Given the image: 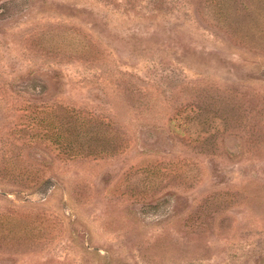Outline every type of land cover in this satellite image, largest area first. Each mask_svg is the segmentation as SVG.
<instances>
[{
  "label": "rangeland",
  "instance_id": "1",
  "mask_svg": "<svg viewBox=\"0 0 264 264\" xmlns=\"http://www.w3.org/2000/svg\"><path fill=\"white\" fill-rule=\"evenodd\" d=\"M0 264H264V0H0Z\"/></svg>",
  "mask_w": 264,
  "mask_h": 264
}]
</instances>
